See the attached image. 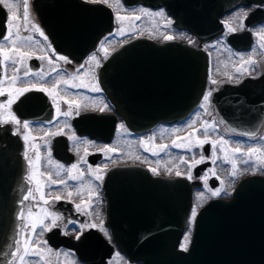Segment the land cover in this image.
<instances>
[{"label":"flooded vegetation","instance_id":"1","mask_svg":"<svg viewBox=\"0 0 264 264\" xmlns=\"http://www.w3.org/2000/svg\"><path fill=\"white\" fill-rule=\"evenodd\" d=\"M85 1V0H83ZM88 2V0H86ZM10 2L18 3L19 7L15 9L18 17L21 21V37L33 36L34 39L30 42H25L23 50L34 52L36 56L43 55L39 49L41 44H44L43 38L37 33L29 29L27 31L23 30V0H10ZM41 6L34 9L32 5V0H29V17L30 19L39 25V27L48 36V42H51L55 51L63 56L69 58L72 61L71 64L64 63L60 61V68L62 71L59 73H54L53 78L62 76L64 79H69L70 77L79 76L78 79L72 80V83L83 84L85 87L72 88L66 86H60L57 91L65 99H73L79 104H87L89 107L86 110H82V115L72 116L68 118L69 128H66L61 135L48 136L47 139H42L45 132H58L61 128H64V119L60 118L58 121H54L49 124L48 121H52L53 117L56 115L55 106L52 103L51 98L44 92L32 91L27 93L21 102H18L12 106L11 111L17 115L18 119L21 121V126L18 134L17 125L15 123L0 124L2 126L9 127V134L17 142L19 146L18 154L22 159L23 163V183L18 192V212H17V237L16 240H20L21 243L19 247L21 248V253H23L24 245V231L32 236L33 239L46 241V244L40 245L45 251L42 253L44 259L41 261L37 257L29 256L24 264H142L138 261H133L128 259L125 253H122L119 249L117 237L124 235L125 231L123 227L125 225L123 222L129 221H162L163 218V208L158 206V202L162 201L163 196L160 193L149 192L148 189L156 187L162 181L163 178L160 177H173L177 176L176 171L181 172L182 177L187 178L189 181L196 180L200 183L197 188H193L192 192V208L197 203L198 194L204 192V185L209 189L220 188L222 184L225 185V191L221 193L218 198L229 199L232 195L233 189L243 177L250 174L264 175V173L251 172L240 174L237 171V178L232 182L229 180H220L217 175H213L209 171L212 166L210 159V165L206 166L205 169L201 170L199 173L195 172V168L192 169V178L188 177V167L185 165H179L178 168L173 169L168 172V147L164 151L160 149H153V144L159 145H171L172 141L175 139L174 136L186 137L191 132V128L188 127L191 121L196 118V114L199 112V119L194 125L196 128H200L204 121L210 123H215L214 129H209V135L218 133L224 134L229 137V140L235 142L243 143H256L261 135L264 133V116L262 119V129L252 136H246L237 134L230 131L224 123L218 121V113L216 106L212 103V97L208 104L207 113L201 109L199 106L203 102L202 97L208 90H214L213 93L218 91L219 87L224 84H236L234 82H229L228 77L224 73H229L235 79L242 81L246 78H258L262 75L264 76V49H261L258 45L264 43L259 36L254 35L255 32H260L264 29V0L263 2H249L248 4H242L234 7L229 11V13L223 14L219 21L222 26V32L218 37L212 40L202 41L198 36L193 35L186 29H180L174 26V18L170 16L171 14L165 7L152 8L142 4L127 6L122 0L120 4L123 6V10L134 9L137 7H143L149 9L150 11H163V18L167 16L171 21V28L174 30L172 33L174 39L180 42H187L188 39L194 41L191 46L203 50L207 55V75L205 79V86L202 96L192 112L186 116L185 119L178 123L167 124L160 122L156 124L153 128L145 132H134L128 128L124 120L121 119L119 114L116 112L115 107L106 98L98 79V69L105 61V55L107 57L110 53L119 47L121 44L125 43L130 37L135 36H145L149 37L154 41L161 42L166 41L164 39L165 35H169V30L165 26H161V37H153L152 34L148 32L135 31L131 35H126L124 37L116 35L117 21H116V9H121L116 0H109V7L112 11V28L109 32L102 35L94 47L90 50H85L82 47L79 48H68L65 51L58 49L53 42V38L50 33L47 32V28L42 22L40 15L37 10H52L54 11V18L62 20L65 16L59 14L55 10H65L60 7H51L48 4L52 0L38 1ZM56 2L62 4L63 0H56ZM103 4V3H102ZM48 5V6H45ZM251 11L250 15L245 19L244 23L247 31H238L233 34H227V28L224 25V21L232 22L235 20L242 12ZM8 10L0 5V39L6 33V22H7ZM76 19V18H75ZM83 18L81 17L80 20ZM58 21V20H57ZM77 21V20H76ZM139 22V21H138ZM69 23V22H68ZM58 24V22H55ZM62 24V22H60ZM63 25V24H62ZM66 25V24H65ZM83 23L75 26L74 33L77 36H81L82 39H68L64 42L66 44H76V45H87V40L85 39L88 35L87 31L83 30ZM236 27L237 24L233 23ZM59 27V26H58ZM66 27V26H65ZM112 33L111 36L109 34ZM141 33H143L141 35ZM108 39H105V38ZM36 41H40L39 44ZM170 41V40H167ZM107 48V53L100 51L101 43ZM190 45V44H189ZM253 48L256 49L253 52ZM96 55V61H91L85 67V69L77 73L79 65L85 64L91 55ZM244 56L245 59L251 56L256 60V64L250 69V74H244L241 68L242 62L239 57ZM97 61L99 62L97 65ZM28 66L33 70H40L43 68L45 71H49V65L47 61L39 59H31L27 61ZM246 67V65H245ZM241 68V72H237V69ZM13 69L9 67L7 69V74L12 75ZM152 74V72H146L145 75ZM21 77L23 75V69L20 73ZM5 68L0 65V81L4 80ZM141 77L130 78V80L125 83V87L128 86L130 90V97L136 100L140 104L145 102L149 93L145 92L147 87V81ZM148 84H153V76H148ZM146 79V78H145ZM217 80L218 83L213 85L211 80ZM223 81V83H219ZM43 84L45 87H50L53 81H49V78L45 77L44 81H39L38 77H28L20 82H17L16 87H23L27 83H37ZM8 87L6 83H0V88ZM93 87H99L100 91H92ZM150 87V86H149ZM150 89V88H149ZM152 90V89H151ZM6 102V96L0 97V103ZM108 105V108L101 113L99 111L100 107ZM62 110H67V106L60 102ZM6 115L4 109H0V117ZM105 115H109L105 118ZM102 116V117H101ZM23 121L30 122L29 129H23ZM121 125L123 127H121ZM173 127H179L177 131L172 129ZM221 128L225 131L222 132ZM112 129V134L108 135L107 132ZM173 132L176 134L173 135ZM75 134V140H69L68 137ZM27 135L29 139L25 141L24 136ZM35 138V139H33ZM152 138V139H149ZM87 141V143H84ZM141 141H145V146L150 149V151H145L144 147L141 146ZM36 144L40 149V161L33 167H30L27 159L25 158V151H28L29 157L35 159V150L32 149L31 145ZM114 147L116 149L113 153H105L101 151L104 146ZM206 147L208 153H206ZM211 145L204 144L202 148H195L193 151L189 152L185 149L178 148V152L181 155L194 156L200 159L201 155L209 157L211 155ZM155 151L158 155H152ZM50 154V155H49ZM81 157L84 159V163H80ZM139 157V159H137ZM49 159L52 161L49 164ZM73 163H78V169L74 170L73 174L83 173V176L78 180L68 179L66 170L71 167ZM57 165H63L65 170H61ZM40 172L45 173V177H40L37 173L34 180H29L30 174L35 173L36 169ZM156 168L157 171L153 172L151 169ZM97 169L101 171L97 173ZM59 172V176L56 174ZM51 175L53 179H64L67 180V189L63 186L48 188L46 184V176ZM99 174L102 179L97 180L95 176ZM207 174V179L205 181L204 177ZM227 179V178H226ZM155 180V182L153 181ZM37 181L40 184H45V199L49 201L45 205L40 201V194L35 191L37 186ZM223 182V183H222ZM162 184V182H161ZM77 186H82V195L79 197H73L71 200L67 198V191L76 192ZM89 186L95 191L96 195L92 198L91 207L88 208V212L91 215H84L78 213L75 205L81 203V200H88L89 197ZM31 190L35 196V200L29 199L27 201L23 200V197L27 192ZM61 195L60 200H54L55 195ZM211 198L217 197H207L204 201L206 203ZM203 203V204H204ZM202 204V205H203ZM29 208H33V215L31 219L28 216ZM46 208L49 213H56L64 217V222L60 224L58 228L52 231L45 232L43 235H36L31 232L30 229H25L22 231L23 225L25 223H30L34 220L37 215L43 216L41 209ZM23 211L25 214V219L23 221L18 219L19 213ZM192 211V209H191ZM99 214V219L96 218V214ZM161 214V217L160 215ZM191 215V213H190ZM190 218V216H189ZM188 218V219H189ZM192 219V218H191ZM68 220L76 221V228H79L81 223L89 224L96 223L99 224V220H103V227L108 232V236H105L97 228H85L83 230V235L80 239H76V232L72 225H68L67 228L64 227V223ZM51 223L50 220L47 221ZM189 225L187 229L182 234L179 239L178 249L181 248V244L184 243L185 236L188 237L187 248L189 246L190 238L192 236V223L193 219H189ZM127 227V226H126ZM64 232H68V235H64ZM37 245L29 242L28 250L31 253ZM51 249V253L47 249ZM15 250V248H14ZM13 250V251H14ZM186 251V250H185ZM64 253H69L65 256ZM8 264H21L18 257H10Z\"/></svg>","mask_w":264,"mask_h":264},{"label":"water","instance_id":"2","mask_svg":"<svg viewBox=\"0 0 264 264\" xmlns=\"http://www.w3.org/2000/svg\"><path fill=\"white\" fill-rule=\"evenodd\" d=\"M38 1L33 0L34 9L41 6ZM122 1L126 5L165 7L174 18V26L188 30L202 41L220 35L222 26L219 18L223 14L242 4L263 2ZM48 5L65 9L55 10L65 16L60 21L53 17L52 10L36 11L56 47L63 51L79 47L90 50L97 39L112 28V12L101 3L63 0L60 4L52 0ZM81 23L84 24L83 30L88 32L85 38L87 45L66 44L64 41L68 39H82L74 33L75 26ZM205 54L186 42H157L149 37H132L114 49L99 67V83L128 128L144 132L159 122L181 121L192 111L204 91L207 75ZM145 71L152 74L145 75ZM135 76H144L142 78L147 81L145 92L151 96L143 104L132 99L128 86L124 85ZM148 76L157 81L148 84ZM212 103L216 106L218 121L234 134L256 135L262 128L264 116V76L246 78L236 84H222L212 94ZM107 134L111 135L112 129ZM18 150L17 142L9 134V127L0 125V264H8L14 250L11 245L17 237V196L24 174ZM208 165L209 161L197 165L195 172L199 173ZM160 178L162 181L148 191L163 196L158 206L163 208L164 220L123 222L125 233L116 241L128 259L142 264H264V176H247L236 185L230 199L213 198L200 207L186 251L178 249L179 239L188 225L192 190L200 183L189 182L180 176Z\"/></svg>","mask_w":264,"mask_h":264},{"label":"snow or ice","instance_id":"3","mask_svg":"<svg viewBox=\"0 0 264 264\" xmlns=\"http://www.w3.org/2000/svg\"><path fill=\"white\" fill-rule=\"evenodd\" d=\"M90 3H103L107 4L109 7H112L111 4H109V0H88ZM117 5L122 9L123 6L120 4V0H116ZM0 5H3L4 8L8 10V16H7V22H6V33L3 35L2 39H0V65H3L5 68V76L4 80L0 81V83H6L8 87L0 88V97L6 96V102L0 103V109H4L6 111V115L3 117H0V124H8V123H15L17 127V132L14 134H18L21 126V121L18 119L17 115H15L11 109L12 106L18 102H21V99L29 92L32 91H39L46 93L52 100L53 105L56 109V115L53 117L52 121H48L49 124H52L54 121L60 120L61 117L65 118L64 128H61L58 132H45L44 137L42 139H47L48 136H57L63 134L64 130L66 128H69L70 125L68 124V118L72 116H80L82 115V110L88 109L87 104H79L73 99H65L64 96H61L57 89L60 86H66V87H72V88H80L85 87L86 85L76 84L72 83V80L78 79L79 76L70 77L69 79H64L62 76H58L57 78H53L54 73H59L62 71L60 68V61H63L64 63L71 64L72 61L69 60L68 57L58 54L55 49L53 48L51 42H48V36L45 34V32L39 27L38 24L34 23L30 17H29V0H23V30L27 31L29 27L32 31L37 33L40 37L43 38L44 44H41L40 51L44 53L43 55L36 56L34 52L23 50L25 42H30L34 39L33 36H27V37H21L20 31H21V21L18 17L15 9L19 7L18 3L10 2V0H0ZM255 8L250 9L249 11H244L242 14H240L235 20L232 22L224 21V25L227 28V34H233L238 31H247L249 29L245 26V19L250 15L251 11H254ZM140 12L142 15H151L147 10L140 9ZM162 12H157L155 15L159 16L162 15ZM141 19V16L135 15V16H123L120 15L119 11L116 13V21H117V29H116V35L124 37L126 35H131L134 33L137 29L135 28V22L139 21ZM124 21H131L133 26L129 28L127 31L124 27ZM233 23H236L237 26L234 27ZM168 24H171V21H168ZM143 33H141L142 35ZM112 33L109 34L111 36ZM254 35H257L260 37L261 40H264V29H262L260 32H255ZM105 39H108L107 37ZM164 39L172 40L174 39L171 35H165ZM126 42V41H125ZM188 44H193L194 41L192 39L187 40ZM37 44L40 43V41H36ZM261 49H264V43H260L258 45ZM100 51L107 53V48L104 46L103 42L101 43ZM256 49L253 48V52H255ZM31 59H39V60H46L47 64L49 65L50 70L45 71L43 68L40 70H33L28 66L27 61ZM105 59H107V55H105ZM240 61L242 62L241 68L243 69L244 74H250V69L252 66H254L257 62L254 60L251 56H248L247 59H245L244 56L239 57ZM91 61H96V55L93 54L89 57L88 61H86L85 64L79 65L78 69H76L77 73L82 72L86 65L90 63ZM97 61V65H98ZM246 65V67H245ZM11 67L13 69L12 75L9 76L7 74V69ZM241 68L237 69V72H241ZM21 69H23V75L21 77ZM228 77L229 82L239 83V79H235L232 75L229 73H224ZM38 77L39 81H44L45 77L49 78V81H53L50 85V87H45L43 84L37 83H27L23 87H16L15 85L17 82H20L28 77ZM211 83L213 85H216L218 83L217 80H211ZM219 83H223V81H220ZM92 91H100L99 87H93L91 89ZM214 90H208L202 97L203 102L200 104V108L203 109L206 113L208 111V104L210 102V98L212 97ZM63 102L64 105L67 106V110H62L60 106V102ZM108 108V105H104L103 107L99 108V111L103 113ZM199 119V112L196 114V118H194L191 121V124L188 125V127L191 128V132L186 137H180L176 136V138L172 141L171 145H159L160 151H164L168 147H175V148H181L185 149L186 151H193L195 148H202L204 144H210L212 147L213 155L210 157H205L201 155L200 159H193L192 163L188 167V177L192 178V169L195 168L197 165L202 164L205 162L206 159H211L213 163H215L217 160L221 159L217 153H225L224 159L231 164L232 171L229 173L232 177L237 176V170L239 167V164H252V167L254 170H264V150H262L260 147H248L246 152H243L240 146L233 147L231 149L227 148L226 145L228 144V141L225 140L223 137H219L216 140H212L209 135V129L215 128V123H209L208 121H204L201 124L200 128L194 127V125L197 123V120ZM222 122V121H221ZM23 129H29L30 122L23 121L22 123ZM121 127H123L121 125ZM201 134L203 135V139L200 138ZM244 135L252 136L254 137V133H244ZM25 141L29 139L27 135L24 136ZM35 139V138H33ZM69 140H75L77 139L75 134L68 137ZM152 139V138H149ZM261 140H264V137H260ZM187 141V143H185ZM84 143H87V141H84ZM141 146L144 147L145 151H150L148 147L145 146V141H141ZM32 149L35 150V159H32L29 157L28 151H25V158L28 161V164L30 167L35 166L41 159L40 157V149L39 146L36 144L31 145ZM101 151L107 153H113L116 151L114 147H110L105 145ZM231 152L233 158L228 159L227 154ZM50 155V154H49ZM152 155H158L157 152L153 151ZM237 155L240 156H247L248 159L238 161L235 159ZM255 158V160H253ZM139 159V157H137ZM180 160L184 163H187L185 161L184 157L181 156ZM49 164L52 163V161L49 159ZM83 157H81L80 163H84ZM62 171L65 170L63 165H57ZM79 164L73 163L70 168L66 170L68 179L70 180H78L81 176H83V173L73 174L74 170L78 169ZM153 172H156V168L151 169ZM169 172L172 171L171 168L167 169ZM97 173H99L101 170L97 169ZM210 172H212L213 175H215V172L212 169H209ZM39 174L40 177H45L44 172H40L39 169H36L35 173H32L29 175L28 179L34 180L36 174ZM59 176V172L56 174ZM176 175L180 176L181 172L179 170L176 171ZM97 180L102 179V176L97 174L95 176ZM205 181L207 179V174L204 177ZM223 183V182H222ZM46 184L48 188L52 187H60L63 186L65 189H67V180L64 179H53L52 176L49 174L46 176ZM35 191L40 194V201H42L45 205L49 203L47 199H45V184H40L37 181V186ZM211 192L212 197H218L221 195L223 191H225L224 188H216L215 190L209 189ZM82 195V186H77L76 192L73 191H67V198L72 199L74 196L79 197ZM96 195L95 191L91 189L89 186V197L88 200H81V203H77L75 205L76 210L78 213H82L84 215H91L90 212H88V208L91 207V201L92 198ZM204 193L198 194V199H203ZM62 197L61 195L57 194L54 197V200H60ZM29 199L35 200V196L33 195L32 191L29 190L27 194L23 197V200L27 201ZM33 208H29L28 210V216L31 219L33 215ZM40 211L43 212V216L37 215V217L34 220H31L30 223H25L23 225L22 231L25 229H30L33 234L36 235H43L45 232L52 231L55 228H58L62 222H64V217L61 215H58L56 213H49L46 208L41 209ZM197 215V208L193 207L191 211V216L194 219ZM96 218L99 219V214H96ZM18 219L23 221L25 219V214L23 211H21L18 215ZM50 220L51 223H48L47 221ZM103 220H99V224L96 223H89L84 224L81 223L79 225V228H76V221L75 220H68L66 223H64V227L67 228L68 225H72L75 232H76V239H80L83 235V230L85 228H97L99 227V230L105 235L108 236V232L103 227ZM68 232H64V235H68ZM24 245L23 253H21V248L19 247L21 241L20 240H14L12 247L15 248V250L11 253L12 257H18L21 264H24L25 260L29 256L37 257L39 260H43L44 256L42 253L45 251L43 247H40V245L46 244V241H40L33 239L32 236H29L26 231H24ZM187 241L188 237L185 236L184 243L181 244V248L184 250H187ZM29 242H31L34 245H37L33 249V251L30 253L28 250ZM49 253H51V249H47ZM65 256L69 255V253H64Z\"/></svg>","mask_w":264,"mask_h":264},{"label":"rangeland","instance_id":"4","mask_svg":"<svg viewBox=\"0 0 264 264\" xmlns=\"http://www.w3.org/2000/svg\"><path fill=\"white\" fill-rule=\"evenodd\" d=\"M140 9L147 10L149 13H151V15H142V13L140 12ZM117 11H119L120 15H123V16H135V15L141 16V19L139 20V22L138 21L135 22V28L137 29L136 31L148 32V33L152 34L153 37L154 36L155 37H158V36L161 37L162 34H161V28L160 27L165 26V28H167L169 30V35H173L172 33L174 32V30L171 28L170 24H168V21H170V18H168L167 16H165L163 18V14L159 15V16L155 15V13L161 12V11H150L149 9H146L143 7H137V8L128 9V10H123V9L118 8V10L116 9V13H117ZM123 23H124V27H125L126 31L133 26L131 21H124ZM178 128L179 127H173L172 129L177 131ZM221 130H222V132L225 133V131L222 128H221ZM174 134L177 135L176 132H173V135ZM219 137H223L225 140L228 141V144L226 145V147L229 149L236 147V146H240L243 152H246L248 147H260L262 150H264V140H261V139H259L256 143L254 142V143L248 144V143H243L240 141L235 142V141H232L231 139L229 140V137L224 135L223 133L220 135L218 133H215V134L213 133L212 135L210 134V138L212 140H216ZM261 137H264V133L261 135ZM174 138H176V136H174ZM200 138L203 139L202 134H201ZM185 143H187V141H185ZM158 148H159V146L157 144H153V149L155 151ZM177 149L178 148L174 147V148H169L167 150V152H168V158H167L168 159V168L167 169L171 168L173 170L175 168H178L179 167L178 164H180V163H181V165H185V166L189 167V165L192 163V160L197 159V157H194V156L192 157V156L181 155V154H179ZM212 155H213V152H212V148H211V155L210 156H212ZM217 155H219L221 157V159L217 160L215 163H213V161L210 159L211 162L213 163L212 166H210L211 169L215 172V175H217V177L220 178V180L224 181V183L226 182L225 180H229V182H232L233 180H235L237 178V176L232 177L229 174L232 171V167H231V164L224 159L225 153H219L218 152ZM181 156L184 157V159H185V161H187V163H184L180 160ZM227 156H228V159L233 158L231 152H229L227 154ZM235 159L239 163V161L246 160V159H248V157L237 155L235 157ZM253 160H255V158H253ZM237 171L240 174L246 173V175H247V173H251V172H258V173H262V174L264 173V170H254L251 163H249L247 165L239 164ZM221 187L226 189L224 184H222V186H220V188ZM215 189H211V190H215ZM202 193H204L203 199H198V197H197V203L194 206L196 208H198L201 204H203V202L205 201V199L207 197H211V192L209 191V188L206 186V184L204 185V192H202ZM191 218H192V216H191Z\"/></svg>","mask_w":264,"mask_h":264}]
</instances>
